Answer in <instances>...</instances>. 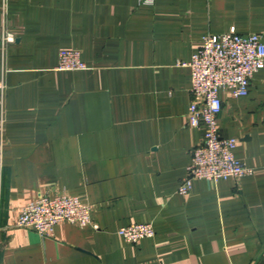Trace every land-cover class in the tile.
Instances as JSON below:
<instances>
[{"label":"crops","instance_id":"1","mask_svg":"<svg viewBox=\"0 0 264 264\" xmlns=\"http://www.w3.org/2000/svg\"><path fill=\"white\" fill-rule=\"evenodd\" d=\"M224 32L264 40V0H0V264H264V68L247 95L222 92L218 120L254 172L179 192L204 139L184 62ZM64 49L88 68L59 69ZM62 191L93 224L15 225ZM133 223L156 233L128 242Z\"/></svg>","mask_w":264,"mask_h":264},{"label":"built area","instance_id":"2","mask_svg":"<svg viewBox=\"0 0 264 264\" xmlns=\"http://www.w3.org/2000/svg\"><path fill=\"white\" fill-rule=\"evenodd\" d=\"M155 0H141L152 4ZM5 40H14L7 33ZM191 68L193 96L189 123L204 127V139L193 149L192 161L187 175L179 185V192L187 194L196 179L218 181L229 177L239 178L252 174L254 168L247 166L235 155L236 137L223 136L219 128V115L223 109L222 92L233 97L247 95L256 72L264 68V40L261 34L209 33L203 45L188 62ZM61 70L88 68L81 53L64 49L59 54ZM7 88L4 77L0 78V102ZM71 222L79 227L93 224L91 206L67 191L55 195L39 193L19 210L16 226L30 228L41 236H53L61 222ZM119 234L128 242H138L156 233L151 223H133L119 228Z\"/></svg>","mask_w":264,"mask_h":264}]
</instances>
